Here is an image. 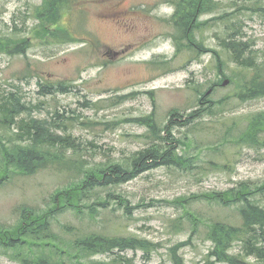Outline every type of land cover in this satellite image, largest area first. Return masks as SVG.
Masks as SVG:
<instances>
[{"label":"rangeland","instance_id":"rangeland-1","mask_svg":"<svg viewBox=\"0 0 264 264\" xmlns=\"http://www.w3.org/2000/svg\"><path fill=\"white\" fill-rule=\"evenodd\" d=\"M43 1L0 0V40L10 43L0 47V108L16 100L14 110L21 109L13 125L0 126V139L5 145H28L44 128L63 139L57 148L64 149V160L0 182V228L16 227L24 211L49 209L58 192L80 185L90 170L127 166L157 143L148 125L166 136L174 112L180 118L169 123L168 137L183 159L180 165L169 163L127 183L95 188L81 202V214L58 209L51 230L67 240L93 232L132 236L155 247L149 256L114 251L90 261L176 264L180 258L183 264H229L210 254V224L239 226L240 218L235 207L207 196L264 182V148L237 143L250 119L264 112V98L235 97L244 71L222 45L229 38L241 41L247 55L264 61V0H212V12L195 19L190 39L174 24L179 0H70L71 12L59 26L78 43L67 42L53 23L43 27L37 19ZM21 41L25 54L14 48ZM188 43L208 52L186 50ZM209 50L220 56L222 73ZM59 83L64 90L50 92ZM195 111L199 114L191 119ZM4 114L0 109V118ZM31 120L49 126L21 131ZM260 205L264 208V200ZM87 206L93 207V218ZM258 232L249 257L238 242L228 254L263 264L254 254L264 248V229ZM11 250L0 248V264H19ZM37 252L32 248L23 255Z\"/></svg>","mask_w":264,"mask_h":264},{"label":"trees","instance_id":"trees-1","mask_svg":"<svg viewBox=\"0 0 264 264\" xmlns=\"http://www.w3.org/2000/svg\"><path fill=\"white\" fill-rule=\"evenodd\" d=\"M212 5V0L178 1L174 14V24L184 32L182 38L190 39V32L194 27L195 19L199 15L211 13ZM72 6L70 0H44L43 8L37 11V19L40 23L43 22V27L44 24L53 23L57 27L56 30L67 38V42L78 43L80 41L78 38L59 26L60 19L65 13L71 12ZM8 44L10 43L0 40L1 48H8L10 46ZM222 46L232 61L244 71L242 82L238 84L235 97L241 101L264 98V61L257 63L251 56L247 55V45L241 41L229 38L223 42ZM14 48L18 54H25L26 44L21 41L20 45ZM179 48L180 46H177V49ZM188 49L196 53L208 52L205 47L199 49L190 43L187 44L186 50ZM209 51L214 53L218 69L222 73L220 56L215 51ZM63 86L59 83L57 88L50 87V92H61L64 90ZM202 96L205 98V94ZM15 101H11L0 108L6 112L0 118V126L6 127L15 123V117L21 112V109L14 110ZM18 108L21 106L18 105ZM198 114L199 112L195 111L189 117L192 119ZM177 117V113H170V119L164 128L167 135L163 137L154 127V124H149L151 132L158 138L157 143L136 154L127 166L114 164L105 168L90 170L80 185L58 192L53 197L52 206L49 209L42 211L41 214L35 211H24L16 227L12 229L0 228V248L12 249L11 251L14 253L12 258L16 259L19 264H108L90 261L89 259L100 254L113 253L114 251L120 253L127 250H140L149 256L155 247L147 241L132 236H101L93 232L78 233L74 239L67 240L53 233L51 222L55 219L57 210L64 207H70L81 214V202L95 188L127 183L149 170L169 163L180 165L183 159L174 153V149L170 147V137H168L169 123ZM45 126H49V124L31 120L26 127L20 126V130L32 133L31 129L38 130ZM17 140L19 142L24 141L21 135L17 136ZM31 140L28 145L17 142H8L5 145L0 139L2 145L0 149V182L14 176L33 175L39 170L50 168L55 162L64 160V149L59 150L57 148L58 142L62 143L63 139L52 136L43 128V133L35 135ZM237 143L264 148V112H260L250 119L245 132L237 139ZM207 200L222 206L235 207L241 222L239 226L220 222L210 224L208 238L214 244V250L210 253L211 256L218 262L247 264L243 260L230 256L228 252L232 244L236 242L241 244L245 256L249 257L248 255L253 252L252 246L257 243V237L260 233L258 230L264 229V208L260 205V202L264 200V182L254 185L241 183L237 188L227 192L208 195ZM123 207L129 214L127 204L123 203ZM85 208L88 216L93 218L95 212L93 207L87 206ZM68 229L69 227H67V231ZM32 248L38 250L37 253H34L35 256L25 257L23 254ZM263 250L264 248H258L254 254L260 256L257 257V262L264 264ZM15 255L19 257L15 258ZM120 260L115 259L113 264H120ZM175 260L176 264H183L180 258Z\"/></svg>","mask_w":264,"mask_h":264},{"label":"water","instance_id":"water-1","mask_svg":"<svg viewBox=\"0 0 264 264\" xmlns=\"http://www.w3.org/2000/svg\"><path fill=\"white\" fill-rule=\"evenodd\" d=\"M228 84V81H224L223 83V86L227 85Z\"/></svg>","mask_w":264,"mask_h":264}]
</instances>
